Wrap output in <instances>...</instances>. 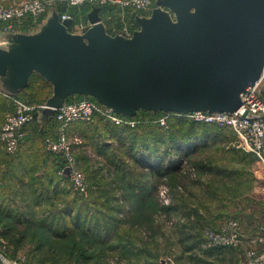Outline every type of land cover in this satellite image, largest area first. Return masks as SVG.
Masks as SVG:
<instances>
[{
    "label": "rangeland",
    "instance_id": "374dc122",
    "mask_svg": "<svg viewBox=\"0 0 264 264\" xmlns=\"http://www.w3.org/2000/svg\"><path fill=\"white\" fill-rule=\"evenodd\" d=\"M20 1L0 0V6ZM76 8L78 26L86 20L89 7ZM153 8H160L158 0H153ZM161 9L176 21L173 12ZM50 12L59 15L57 8L49 9L42 19ZM102 15L105 21L115 23L112 32L116 34L123 23L133 28L137 17H150L151 11L109 5ZM40 23L34 31H41ZM35 95L44 100L48 92L32 89L20 97L36 102ZM71 97L75 99L76 95ZM140 111L152 123L156 122L152 119L164 115L138 110L134 117L141 115ZM189 120L171 115L157 130L132 119L134 125L129 126L136 127L134 131L112 127L113 123L104 119L74 122L68 134L74 166L86 178V194L73 189L69 177L61 171L62 161L43 150L41 138L38 147L43 150L45 163H49L45 168L50 170L45 176L23 170L22 176L27 182L23 193L32 195V212L29 204H22L20 209L32 214L23 217L32 226L13 225L0 240L12 255L16 251V256L25 260L27 253L40 248L46 264H140L144 260L151 264H241L244 247H207L204 232L219 231L229 220L237 221L246 235L260 231L264 225L263 165L230 128L217 124L189 126ZM188 136L189 144L195 140L197 145L190 148L178 171L153 174L135 163L142 156L140 149L143 153L159 151L156 163L177 158L175 139H181L178 144L184 149L182 137ZM6 206L12 207L0 205V227L12 225L8 216L11 208ZM42 221L44 225L38 224ZM91 229L98 240L85 234ZM3 236L13 241L11 248Z\"/></svg>",
    "mask_w": 264,
    "mask_h": 264
},
{
    "label": "water",
    "instance_id": "95a60500",
    "mask_svg": "<svg viewBox=\"0 0 264 264\" xmlns=\"http://www.w3.org/2000/svg\"><path fill=\"white\" fill-rule=\"evenodd\" d=\"M158 6L136 18L131 38L109 35L96 6L83 34L71 33L72 19L52 12L41 31L13 36L8 49L0 48V77L11 72L17 91L33 73L43 77L53 89L41 109L48 116L74 95L128 118L138 110L236 111L241 91L264 68V0H158Z\"/></svg>",
    "mask_w": 264,
    "mask_h": 264
},
{
    "label": "built area",
    "instance_id": "2783aa9c",
    "mask_svg": "<svg viewBox=\"0 0 264 264\" xmlns=\"http://www.w3.org/2000/svg\"><path fill=\"white\" fill-rule=\"evenodd\" d=\"M85 4L107 7L109 5L133 8L141 11H152L153 0H23L11 6H0V22L5 32L15 29L14 24L22 19L31 18L37 23L39 17L49 9H56L59 5L77 7ZM60 21L68 19L62 14ZM135 27H128L123 23L115 35L131 38ZM14 110L5 115L0 126V143L4 151L14 155L27 135V126L31 124L44 105H31L18 97H10ZM171 115L206 124H217L230 128L245 145L248 151L254 153L263 165L264 171V68L259 79L252 85L246 86L240 93V107L234 112H206L195 111L185 113L167 112L156 122L166 125ZM99 116L115 125H134L132 118L116 114L111 109L98 103L95 99L81 98L63 105L54 111L53 118L57 122L58 131L55 138L47 137L44 141L45 149L59 155L65 161L64 172L73 189L80 193H87V182L82 171L74 166L72 142L69 139V129L74 122H90ZM207 247H244L245 256L241 264H264V225L255 235H246L241 231L235 220L228 223L219 231L206 229L204 232ZM7 247L0 240V264H24L25 258H12L6 253Z\"/></svg>",
    "mask_w": 264,
    "mask_h": 264
},
{
    "label": "crops",
    "instance_id": "0c3cea01",
    "mask_svg": "<svg viewBox=\"0 0 264 264\" xmlns=\"http://www.w3.org/2000/svg\"><path fill=\"white\" fill-rule=\"evenodd\" d=\"M89 12L90 11H88V13ZM88 13H86V20H84L83 22L80 21V24L78 26L74 22H72V25L68 28V30L74 34H83L89 27V23L87 20ZM42 17L43 16L41 15L37 20V23L41 22L39 25L40 29L43 25L46 24L49 18V16L44 19H42ZM101 18L107 33L109 35H115L112 32V30L114 31L116 29L115 23L105 21L103 15ZM135 24V28H137L138 25L136 22ZM35 25L36 23H34L31 18H26L24 19V21H20L19 24L15 23V29L11 32H5V34L2 32V28L4 27V25L0 24V48L8 49L7 46L11 44L13 36L33 35L38 33L36 32L38 29L35 28ZM75 27L76 29H74ZM12 77L13 75L11 72H8V75L6 77H0V124L2 123L5 115L14 110L10 97L27 96V94L30 93L31 88L38 82H40V86H43L45 91L48 92V98L52 96L53 89L51 84L37 73H33L29 78L28 86L19 91L13 89L10 86ZM52 118L53 117L51 116L42 114L41 110L37 111L35 120L27 126V135L14 156L8 155L0 145V205H2L3 207L7 204L12 205V207L6 206L8 208H11L8 216L9 220L12 221V226L16 225L15 219H23V217L28 218L30 215H32L30 213L32 212V195H30L31 192L27 194L28 196H25L22 191L27 183L26 181H24V179H22L23 170H28L31 173L34 172V174H36V172H40L41 176H45L46 173L50 170L45 168L46 166H49V163H45L46 158L43 154L44 149H40L38 147V143L41 140L42 133L54 134L56 132L55 121ZM22 204L30 205V214L23 212L22 209H20ZM12 230L13 229L9 226L0 227V236L7 235ZM1 241L3 242L2 239ZM11 245L12 244L9 245L10 248ZM131 246L132 245L129 242V251L131 250ZM140 264L151 263L147 260H144Z\"/></svg>",
    "mask_w": 264,
    "mask_h": 264
},
{
    "label": "trees",
    "instance_id": "16d2710c",
    "mask_svg": "<svg viewBox=\"0 0 264 264\" xmlns=\"http://www.w3.org/2000/svg\"><path fill=\"white\" fill-rule=\"evenodd\" d=\"M85 6H88L89 8H88V11H91V9H92V7H94V6H96V7H99L100 8V15L101 14H103V11H105V8L106 7H101V6H98V5H92V4H85ZM57 8V11L59 12V16H61L62 14H67L71 19H72V21L75 23V18H77L76 17V15H75V13H74V11H75V9H77L76 7H72V6H66V5H59V6H57L56 7ZM0 24H2L1 22H0ZM41 84H40V82H38L35 86H33L32 88H31V90L33 89V91H37V93H39L44 87L43 86H40ZM19 99H21V100H23V101H25V102H27V103H29V104H31V105H42L43 103H44V101H46V99L48 98V97H46L44 100H41V99H37V97L38 96H36L35 95V98H36V102H29L28 100H24V99H22L20 96H17ZM88 98V99H92V100H94V98L93 97H91V96H83V95H76V98L74 99V98H72L71 96L70 97H68L67 99H66V102H71V101H73V100H76V99H81V98ZM139 113H141V111L139 112ZM144 113V112H143ZM148 114H150L151 115V113H148ZM143 114L141 113V115H137L136 117H134L133 119H135V120H138V121H140V123L141 124H143V125H146V126H148V127H150L151 129L152 128H156L157 130H159V128H163L161 125H160V123L158 122H155V121H153V123L152 122H147L148 121V119L146 120L145 118H143ZM152 116V115H151ZM159 117H156V118H154V119H152V120H157ZM54 119V118H53ZM95 119H101L102 120V118L101 117H99V116H95L94 117V119L93 120H95ZM35 120V119H34ZM146 121V123H142V122H145ZM54 121H55V119H54ZM179 124L181 123V121H179L178 122ZM177 123V124H178ZM148 124V125H147ZM150 124V125H149ZM207 125V124H203V123H200V122H195V121H193V120H189V126H191V125ZM55 125H56V132L54 133V134H49V133H42V144H43V149L44 150H46L45 149V144H44V141H45V139L47 138V137H50V138H55L56 136H57V127H58V125H57V122L55 121ZM110 126H111V124H109ZM173 124H171V126H172ZM146 126H143V127H146ZM112 127H115V128H119V129H124V131L126 130V131H134V129H136V127H130L129 125H115V124H112ZM142 127V128H143ZM45 134V135H44ZM205 135V133L204 134H200V135H196V138H199V137H201L202 138V136H204ZM190 136V135H189ZM182 137V140L185 142V147H183L184 149H181V147H179L180 145H181V143H179L178 144V141H180L181 139H175V141H176V146L174 147L175 148V154L178 156L177 158L176 157H173L172 156V158H170L169 159V161H166V162H164V163H162V160H160L158 163H156L155 162V159H157V157L159 158V154H160V152L159 151H153V152H151V153H143L142 152V149H140V152H139V154L141 153V155L143 156H140V159H136L135 160V163L139 166V167H141L143 170H145L146 172H149V173H157V174H167V175H169V174H171V173H173V172H176V171H178L179 170V168H180V166H179V164H180V162L182 161V159L185 157V156H188L189 154H190V148H192V146H195V145H197V142L194 140V142L192 143V145L191 144H189L190 143V138L191 137ZM199 136V137H198ZM200 144V143H199ZM179 147V148H178ZM172 151H174V149H171ZM47 151V150H46ZM48 152V151H47ZM50 153V152H49ZM53 156H55V157H57L58 159H60L61 161H62V164H61V171H63L64 170V167H65V162L62 160V157H60L59 155H56V154H53V153H51ZM150 154H153L154 155V157H152ZM175 155V156H176ZM161 156V155H160ZM155 158V159H154ZM154 159V160H153ZM172 159H175V160H173L172 161ZM177 159V160H176ZM177 162H179L177 165H176V163ZM64 172V171H63ZM148 175V174H147ZM34 181V180H33ZM132 188H134V187H132ZM15 224L16 225H20V226H26V227H31L32 226V222L31 221H26L25 219H15ZM10 224H12V221L10 222ZM38 224H42V225H44L45 224V221L43 222L42 221V223H39L38 222ZM9 227H12V225L11 226H9ZM77 228V227H76ZM95 232H96V230H94ZM88 233H85L86 235H88L89 237H90V239L91 240H98L97 239V235L96 234H94L93 233V230L91 229L90 231L88 230L87 231ZM5 238V237H4ZM6 239V238H5ZM7 240V239H6ZM7 245H10V244H13V241L12 240H7ZM16 245L18 246V244L16 243ZM7 247V246H6ZM40 249V248H39ZM39 249L38 248H35V251L33 252V253H31V254H28L27 253V256H28V260H25V262H24V264H46L45 262L47 261V259L45 258V255H42V250L41 251H39ZM14 250H18V248H16L15 247V249ZM37 251V252H36ZM6 253H7V255L9 256V257H12V258H19V256H16L17 254H15L16 253V251H14V254L12 255L8 250H6ZM62 254H64V253H62ZM81 257H83V255L81 256ZM87 258V257H86Z\"/></svg>",
    "mask_w": 264,
    "mask_h": 264
}]
</instances>
